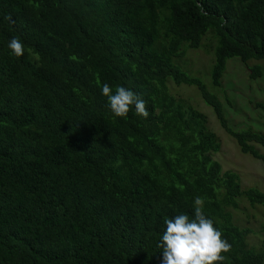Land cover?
I'll return each instance as SVG.
<instances>
[{"label":"trees","instance_id":"1","mask_svg":"<svg viewBox=\"0 0 264 264\" xmlns=\"http://www.w3.org/2000/svg\"><path fill=\"white\" fill-rule=\"evenodd\" d=\"M206 32L212 86L231 58L261 76L248 62L264 60V0H0V264H161L164 220L194 218L197 196L232 246L222 264H264V243L248 245L231 213L240 201L264 209V192L220 169L205 117L167 87L194 85L264 167V134L229 127L177 64ZM105 83L140 95L149 117H115Z\"/></svg>","mask_w":264,"mask_h":264},{"label":"rangeland","instance_id":"2","mask_svg":"<svg viewBox=\"0 0 264 264\" xmlns=\"http://www.w3.org/2000/svg\"><path fill=\"white\" fill-rule=\"evenodd\" d=\"M213 47L214 39L211 33L206 32L198 48L186 50L177 64L188 78L198 79L210 95L218 98L229 127L235 130L251 129L264 134V112L254 107L258 103L264 105V60L248 62V65L261 66V76L250 80L247 71L236 58L228 59L220 80L221 86L216 88L210 82ZM167 87L170 93L184 98L205 117L208 128L219 142L213 160L218 162L220 169L234 172L242 190L253 187L264 192V167L250 156L239 152L233 139L218 126L210 108L202 102L196 87L189 84L174 85L171 82L167 83ZM257 149L264 155L263 151ZM231 213L237 225L250 229L248 245L257 248L264 243L263 208L240 201L237 210Z\"/></svg>","mask_w":264,"mask_h":264},{"label":"clouds","instance_id":"3","mask_svg":"<svg viewBox=\"0 0 264 264\" xmlns=\"http://www.w3.org/2000/svg\"><path fill=\"white\" fill-rule=\"evenodd\" d=\"M12 21L11 16L5 17ZM15 57L24 55V45L18 38H12L8 44ZM102 95L107 98L108 106L115 117H127L133 107L135 114L145 119L149 117L147 102L133 90L117 86L115 91L105 83ZM204 199H194V218L179 214L166 218V225L158 247L162 251L161 264H222L231 251V244L223 238V233L214 227L213 221L203 212Z\"/></svg>","mask_w":264,"mask_h":264}]
</instances>
